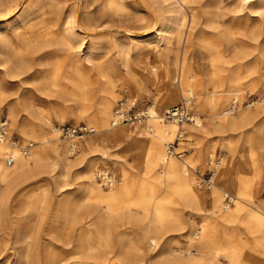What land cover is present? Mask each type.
Returning a JSON list of instances; mask_svg holds the SVG:
<instances>
[{"label": "bare ground", "instance_id": "obj_1", "mask_svg": "<svg viewBox=\"0 0 264 264\" xmlns=\"http://www.w3.org/2000/svg\"><path fill=\"white\" fill-rule=\"evenodd\" d=\"M101 1V11L114 10L119 12L124 9L123 7L126 3L124 0ZM152 1L158 3L161 8L160 19L155 20L153 26H156V30L160 31L161 38L165 42L173 32L179 29L182 9L186 7L194 9L191 3L197 0ZM225 1L200 0V2L204 3L202 6H204V13L207 18L205 25L215 34L217 39L224 42L223 51L219 50L213 40L207 37L195 43L194 40L192 41L191 32L185 38L187 48L190 49L195 44L201 52L202 59L206 61L201 74L194 72L198 64L193 60V53L190 55V51L185 52L181 61L168 60V64L159 71H153V68L146 69V67L144 69L146 71L142 72L129 71V78L138 85V88H142L143 82L148 78H158L160 100L163 103L164 101L165 103L174 102L178 100V95H181L183 100L179 103L186 104L188 111L193 116V120L190 121L192 123L178 124L175 121H169L165 125V120L162 117L164 112L159 113L157 110L161 105L155 102L156 110H154V104H150L149 108L146 109L148 115L144 120L146 122L143 127L145 134L141 135L138 131L114 124V110L120 102L114 107L111 113V120L109 121L112 99L116 97L117 76L107 73L104 64L99 61L91 62L95 58L91 55L93 54L91 53L93 47H89L87 54L82 58V60L91 64L93 71H87L88 64L82 63L81 59H79L82 42L77 40L78 28L87 29V27L75 22L78 17L77 5L68 8L69 11L66 14L68 17L67 23L64 22L63 30L59 31L58 22L55 19L61 17L62 13L65 12V6L63 3L57 2L54 9L56 12L53 10L54 15L57 13V17L55 19L52 18L55 21L52 24L50 23L47 29L43 30L42 34L45 38L33 39V36L27 31L23 30L22 33H19L18 22L21 20L23 26H27L28 11L22 8L19 15H17L18 0H0V22L7 21L10 29H12V34L17 39L21 38L22 41L21 44H13L12 39L9 38L7 40L2 36L0 37V70L4 69L5 72L13 73L19 70L21 63L25 64V60L19 59L22 46L26 47L29 52L32 51V55L46 48H67L69 49L67 59H63V61L67 67L73 70L74 75L72 78L76 82L75 85L79 93L83 96L86 95L85 97L93 95V93H101V99L94 112L95 122L98 125L97 133H94L89 138L79 140V154L77 153V157L72 159L73 162L82 158V152L85 149L96 151L87 160L84 172L86 183L82 188L95 194L99 200L104 201L109 210H112L111 204L115 197L119 194H131L133 191L134 195H136L134 201L127 202L124 210H118L114 214L122 219L132 218L139 221L137 215H131L130 208L132 206L130 205L134 203L147 206L148 203L143 201V199L153 196L152 185L148 186L143 181L131 179L121 163L109 157L110 154H108L107 150L109 144L122 141L126 144L129 152L136 148L132 153L134 154L135 162L139 165H144L143 171L151 174L154 180L162 185V188L172 189L177 195L178 203L192 207V211L202 217L201 221L189 220L186 225L188 226L187 245L166 251L168 248L165 249L164 246L159 248L160 240L155 233L167 225V223L162 222L166 218V216H163V211L166 209V203H169L172 199L163 196L155 197L154 209L152 208L151 211L150 208H147V211L141 215V218L147 221L145 226L146 244L152 252V255L147 257L149 264H264V199L258 198L255 193L248 190L245 182L247 177L256 181L264 178V139L259 142L257 148L263 151V158L257 160V154L249 148L247 155L251 158V161L249 163L241 162L238 169L239 172L231 166L232 153L223 159L221 156L214 155V143H208L205 147L202 145L208 132L219 134L222 139V145H227L230 144L231 139L225 136L226 131H228L227 133L229 131L240 132L254 126L255 130L249 136V142H252L253 137L256 138V135L263 131L262 125L257 127L256 122L258 118L263 116L264 98L260 96L257 100H249L247 103L242 101L243 90L246 86L251 85L252 81V78L247 74V71L251 68L248 63L251 61L249 60L250 51L236 43L234 40L235 34L229 27H221V24L217 23L216 18L229 14L233 19L243 16L256 20V25L250 29L248 35L243 32L241 36H247L249 40L256 43L253 46L255 47L254 51L264 61V0H231L232 7L227 10V13L225 11ZM90 6L89 0H84L83 8L89 9ZM88 14L89 12L86 13L85 19H88L90 15ZM190 18L189 25L191 27L192 24L196 26L198 17L195 12L192 13ZM88 21L84 22L89 23ZM89 33L92 35L91 31ZM226 51H230V54L224 56L222 61L220 56ZM124 61L125 65H128L126 58ZM223 62L228 67H224L223 72H221L220 69H222ZM60 63L58 60L56 65L60 67ZM262 78H264V74ZM7 82V78L4 76L0 77V103L7 100ZM42 83L46 84L45 87L49 85L47 80H43ZM209 83H212L213 87L204 94L203 90L207 89ZM194 92L197 99L192 107ZM129 103H134L135 105L133 100ZM17 108L18 105L16 103L7 102L8 116L14 120L24 138L37 135L39 144L34 148L32 147L30 151L33 153L30 152L28 155L23 154L19 148L20 144L15 146L12 143L13 150L11 144L5 142L9 139L8 127L7 137L3 140L0 139V189L2 192L0 196V227L8 214L4 208L7 192L14 185L31 177L49 163L47 159L50 156L45 154L47 146L50 147L51 151L61 156L63 164L69 163L70 160L65 155V147H70L74 152L76 150V143L73 139L58 144L54 142L46 144L47 137L46 135H40L45 133L41 130L40 125L28 124L26 121L19 122L16 119ZM203 111L206 114L201 117L199 114ZM52 128L55 129L54 126ZM94 130L95 127L93 132ZM184 133L187 136L183 137ZM175 137L178 142L181 140L179 143L186 140V138L198 140V144L197 142L194 143V154L190 160L182 158L180 161L175 157V155L180 153V151H175L177 149L176 145L173 149L175 154L166 152L168 145L171 143L169 141H173ZM132 141H137V143L131 145ZM7 156L14 157L13 164H8ZM4 157L5 161L3 160ZM103 160L114 162L116 172L120 176V180H118L114 188L110 187V192L106 195L97 186V179L95 173H93L95 168L100 169ZM195 163H199L201 167H210L208 171L211 170V178L206 185L208 187H205V189L195 185L197 183L195 181V171L193 172ZM196 171L199 173L198 183L200 186L201 178L202 176L204 178L206 172L200 174L201 171ZM98 172L104 173L106 171L100 170ZM248 173L249 175L247 176ZM242 174L245 175L244 178ZM112 175V177L116 178L115 174L112 173ZM116 181L117 179H115ZM48 196V192L43 190L38 195V198L45 203L49 200ZM140 199L141 201H139ZM205 202L207 203L206 207ZM80 205V202L66 203L64 201L61 203L60 210L74 222L94 223V220L91 221L89 205L87 207L86 204L83 214L79 212ZM24 209L25 207H21L20 211L23 212ZM110 218H113V216L105 217V214L101 213L96 219L99 220L100 225H103L105 220L109 221ZM177 221H180V219L177 218ZM8 230L10 232L9 235L11 234L9 240L0 239V251L3 252L2 256H0V264L5 261L7 258L5 255L8 252H12L14 258L12 264H20L21 262L38 264L42 254L39 232L29 231L23 226L19 227V229H14L15 231L11 230V227ZM169 242L167 240L166 244L168 245ZM92 252V248L89 245L83 249L84 256L90 257ZM134 252L139 253L137 251ZM60 263L63 264V261Z\"/></svg>", "mask_w": 264, "mask_h": 264}, {"label": "rangeland", "instance_id": "obj_2", "mask_svg": "<svg viewBox=\"0 0 264 264\" xmlns=\"http://www.w3.org/2000/svg\"><path fill=\"white\" fill-rule=\"evenodd\" d=\"M124 1H126L123 7L124 9L116 12L114 10L101 11V0H89L91 4L89 9L83 8L84 0H18L17 15H19L22 8L26 9L29 14L26 27L23 26L21 20L18 22L19 33H22L23 30L27 31L33 36V39H44L45 37L42 34L43 30L47 29L49 27L48 25L50 23L52 24L55 20L58 22L59 31H62L63 23H67L68 17L66 14L69 11L68 8L74 5L78 6V17L75 22L83 27H87V29L78 28L77 40H81L82 42L79 59H81L82 63H87L82 58L87 54L89 47H93L91 49V53L93 54L91 55L95 58L91 62L99 61L104 64L107 73L110 75L112 73L117 76L118 85L115 87L116 97L112 99L109 121L111 120V113L118 102H124L125 107L129 108L131 106L129 102L133 100L135 105H132V108H130L134 111L146 110L150 104H154L155 106V102H158L161 106L158 109L155 106L154 110L157 109L159 113H163L173 104H178L183 100L181 95H178L177 101L167 103L164 101L163 103L160 100V92L158 90L160 83L158 78H148L143 82L142 88H138V85L129 78V71L142 72L146 71L144 70L145 67L146 69L153 68V71H159L168 64V60L174 59L181 61L185 52L190 51V55L193 53V60L198 64L194 72L201 74L206 61L202 59L201 52L195 44H193L194 46L192 48H187L185 38L188 33L192 32V41L194 40L195 43L207 37L213 40L219 50L221 49L223 51L225 47L224 42L217 39L215 34L206 27L205 22L207 18L204 13V6H202L204 3L200 2V0L191 3L194 9L191 7L182 9L179 29L173 32L165 42L161 38L160 31L156 30V26H153V22L160 19L161 15V8L158 6V3L152 0ZM230 1H225L226 13L232 7ZM57 2L63 3L65 6V12L58 19L56 18L57 13L54 15ZM87 12L90 15L88 14V19H85ZM193 12L197 15L198 20L196 26L191 23V27L189 24ZM52 18L56 19L53 20ZM86 20H89V23H85ZM216 21L218 24H221V27H229L233 34H235V42L250 51L249 60L251 61L248 63L251 68L247 71V74L252 78V81L251 85L246 86L243 90V103H247L249 100H257L260 96L264 98V78H262L264 74V61L254 51L255 47L253 46L256 43L249 40L247 36H241L243 32L248 35L250 29L256 25V20L243 16L233 19L229 14H226L223 17H217ZM7 23V21L0 22V37L2 36L7 40L9 38L12 39L13 44H21V38L17 39L12 34V29H10ZM52 27L55 28L54 26ZM90 31L92 35L89 33ZM21 48L23 51L21 50L19 59L22 61L25 60V64L21 63L19 70L13 73L9 71L5 72L4 69L0 70V77L4 76L8 81L6 86L7 100L0 103V116L8 120V137L16 140L20 145L32 142L33 148L39 144L37 135L24 138L14 120L8 116L7 102L18 105L16 119L19 122L26 121L28 124L34 123L38 126L40 125L41 130L45 132L40 135H46L47 137L46 144H50L51 142L58 144L63 141H71L69 138L62 137L59 133V126L63 124L73 126L77 124L86 125L90 128L95 127V130L82 136L73 137L76 143V150L74 152L70 147H65V155L70 159L67 164H63L61 162V156L51 151L50 147L47 146L45 154L50 156L47 159L49 163L41 168L40 171L35 172L31 177L14 185L7 192L4 208L8 214L1 223L0 239L4 241L6 239L9 240L11 235H9V227H11V230H14L23 226L29 231L39 232L42 254L38 264H61V261H63V264H149L147 257L152 255V252L146 244L147 235L145 233V226L147 225V221L146 219H142L141 215L147 211V208H150L151 211L152 208L154 209L155 197L163 196L172 200L166 203V209L163 211V216H166V218L164 221L161 220L167 223V225L158 230L159 234L158 232L155 233L160 240L159 248L164 246L165 249L168 248L166 251H170L178 249L179 246L187 245L188 226L186 225L189 220L195 222L201 221L202 217L194 213L192 207L190 208L188 205L185 206L178 203L177 195L172 189L162 188V185L157 183L151 174L143 171L144 165L136 163L134 154L132 153L136 148H133L129 152L126 144L121 141L109 144L107 150L108 154H110L109 157L112 160L119 161L131 179L143 181L148 186L152 185L153 196L143 199V201L148 203L147 206L134 203L130 205L132 206L130 208L131 215H137L139 221L137 219L133 220L132 218L122 219L121 217H116L114 214L118 210H124L127 202L134 201L136 195H134L133 191L131 194H119L115 197L111 204L112 210H109L104 201L99 200L95 194L82 188L86 183L84 172L86 163L88 162L87 160L96 151L93 152L85 149L82 152V158L73 162L72 159H75L79 154V140L89 138L94 133H97L98 125L95 122L94 112L101 99V93H93V95L88 97L79 93L75 85L76 82L72 78L74 72L63 61V59H67L69 49L52 47L51 49L46 48L32 55V51L29 52L26 47L22 46ZM229 54L230 51L223 53L220 56L221 60L223 61L224 56ZM125 58L127 59L126 62L128 65H125ZM58 60L61 62L60 67L56 65ZM87 64V71L92 70L91 64ZM224 67L228 66L223 62L222 69H220L221 72H223ZM43 80L48 81V87H45L46 84L42 83ZM212 87L213 84L209 83L207 89L203 90L204 94ZM196 99V93L194 92L192 107ZM205 114L206 112L203 111L199 115L203 117ZM145 122L131 125L124 122L118 126L128 127L130 130L138 131L143 135L145 134L143 128ZM167 122L169 123V121H165V125L168 124ZM185 122L192 123L190 121ZM258 125H262L263 131L259 132L256 138L253 137L252 142L248 140L249 136L255 130L254 126L248 127L246 130L240 132L229 131L227 133L228 131H226L225 136L231 139L230 144L227 145H222V139L219 134L208 132L202 145L205 147L208 143H214V155L221 156L223 159L232 153L231 166L239 172L238 169L241 162L249 163L251 161V158L247 155L249 148L257 154V160L263 158V151L257 148L259 142L264 139V113L263 116L258 118L256 126L258 127ZM53 126L55 129L52 128ZM46 131L48 132L46 133ZM185 135L187 136L184 133L183 137ZM5 142H8L12 146L9 139ZM169 142H174L177 146L175 151H180V156L179 154L175 155L180 161L182 158L190 160L194 154V143L197 142L198 144V140L194 138H186V140L179 143L175 137L173 141ZM136 143L137 141H132L130 144L135 145ZM229 146L231 148L230 150ZM3 160L5 161V157ZM102 163L100 169L95 168L93 173H95L97 179V186L106 195L110 192V188L102 185L97 172L105 170L115 174L117 181L114 182L112 188L120 180V176L116 172L114 162L103 160ZM209 168V166L201 167L199 163H195L193 172L195 171V181H197L195 185L197 187L205 189L208 186H199V173L196 170L201 171L200 174H203L208 172ZM245 182L248 190L255 193L258 198L264 199V178L256 181L247 177V181ZM43 190L48 192L49 195V200L45 203L38 198V195ZM146 191L148 190L146 189ZM1 193L0 189V196L2 195ZM64 201L66 203L80 202L79 212L81 214L84 213L86 204L87 207L89 205L88 209L91 210V221L94 220L95 222L77 223L68 216H65L60 210L61 203ZM206 206L207 203L205 202ZM21 207H25L23 212L20 211ZM101 213H104L105 217L112 215L113 218H110L109 221L105 220L104 224L100 225L99 220L96 218ZM177 218L180 221H177ZM167 240L170 241V245L169 243L168 245L166 244ZM87 245L91 246L93 251L90 257L83 255V249ZM134 251L139 253H135ZM2 254L3 252L0 251V256ZM5 256L7 258L1 264H12L14 260L12 252L6 253ZM20 264L26 263L21 262Z\"/></svg>", "mask_w": 264, "mask_h": 264}, {"label": "built area", "instance_id": "obj_3", "mask_svg": "<svg viewBox=\"0 0 264 264\" xmlns=\"http://www.w3.org/2000/svg\"><path fill=\"white\" fill-rule=\"evenodd\" d=\"M187 103V102H186ZM188 104V103H187ZM131 104V108H132ZM125 107L123 102H120L114 110V124H120V123H128V124H137L143 122L147 118V111L141 110V111H134L131 108ZM188 107L186 104L178 103L176 105L170 106L167 108V110L163 113V118L165 121H175L178 124L185 123V121H192L193 116L190 114V112L187 109ZM7 127H8V120L5 117L0 116V139H5L6 133H7ZM93 132V128H90L86 125H80L77 124L76 126L73 125H67L63 124L59 126V133L62 137L73 139V137L76 136H82L87 133ZM9 141L13 143L15 146H18V143L16 140H13L9 138ZM174 142H171L167 147V153L175 154L173 152L174 149ZM33 147L32 142H27L26 144L20 145V149L23 152L24 155H28L30 153L31 148ZM7 162L8 164L14 163V157L7 156ZM100 182L104 187L110 188L114 185L115 178L112 177V173L109 172H98ZM211 178V170L205 173L204 178L202 176L201 178V184L200 186H206L208 182H210Z\"/></svg>", "mask_w": 264, "mask_h": 264}]
</instances>
